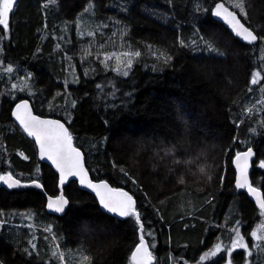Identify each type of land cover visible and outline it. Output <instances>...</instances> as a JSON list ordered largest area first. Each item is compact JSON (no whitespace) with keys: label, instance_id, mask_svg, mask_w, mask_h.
I'll list each match as a JSON object with an SVG mask.
<instances>
[{"label":"trees","instance_id":"obj_1","mask_svg":"<svg viewBox=\"0 0 264 264\" xmlns=\"http://www.w3.org/2000/svg\"><path fill=\"white\" fill-rule=\"evenodd\" d=\"M215 1L14 0L9 32H16L15 48L4 40L6 51L11 52L4 58L12 66L24 64L33 85L10 100L7 74L0 70L5 91L0 94V175L20 180L17 171L28 174L29 182H38L42 190L36 185L1 187L0 212L47 215L49 219L41 223L53 226L62 246L89 257L90 264H130L131 251L139 242V226L133 217L116 219L103 213L96 199L76 181L63 187L68 199L64 214L46 213L44 195L57 196V175L37 159L34 143L10 115L14 104L26 98L35 114L66 125L74 146L85 156L92 180H105L132 195L141 223L151 233L145 240L156 244L152 264H168L171 253L173 264L196 261L207 246L231 237L221 228L224 221L233 226L242 217L246 225L251 223L254 205L234 186L232 159L250 131L261 132L253 143L257 156L264 155V111L259 112L260 126L252 115L260 92L251 83L257 69L262 68L264 74V59L259 58L264 49V0H243L246 16L236 8L242 22L258 37L256 43L239 42L213 18ZM224 1L229 6L234 3ZM79 19L89 27L106 22V33H93V39L77 36ZM41 28L47 37L38 49ZM120 30L125 31L124 45L147 48L135 63L131 60V67L124 70L126 76L107 66L98 70L99 61L92 56L106 64V51L86 52L110 33L114 42L119 41ZM199 36L201 41H192ZM56 45L79 72L75 85L63 86L62 66L51 61ZM209 45L216 51H209ZM55 103H68V107ZM6 160L9 168L4 166ZM250 181L264 199V173H251ZM190 204L191 212L170 220L180 205ZM178 219L193 222V227L172 233V223ZM20 233L26 240L27 231ZM24 239L0 236V264H37L21 245ZM184 244H188L186 253L178 248ZM257 253L252 264H264L263 251ZM243 255L237 251L230 260L249 264Z\"/></svg>","mask_w":264,"mask_h":264},{"label":"rangeland","instance_id":"obj_2","mask_svg":"<svg viewBox=\"0 0 264 264\" xmlns=\"http://www.w3.org/2000/svg\"><path fill=\"white\" fill-rule=\"evenodd\" d=\"M48 1H52V0H48ZM223 2L229 9L233 10L234 12L238 14L239 17H241L237 9H233L232 6H229L224 0ZM16 4L17 3H14L13 8H15ZM43 9H44V6H43ZM12 10L10 11L9 19L11 17ZM105 25H106V22L102 24L99 23V24L89 27L81 19H79L77 26H75L76 35L79 37H88V38L93 39V33H97V34L106 33L107 28L104 27ZM195 29H197V27H195ZM124 32H125L124 30H120V35H122V38L119 41L114 42L112 33H110L109 35L106 36L105 39L102 40V42H100V44L97 47L86 51L87 53L92 52V50L94 49H96L98 53H103L106 51V55H104V58L106 56L111 57L110 59H107V60L105 59L106 60V64H105L98 58V56L94 54L92 56V59L96 58V60L99 61V64L97 66L98 70L101 68H104V66H107V67H110L112 71L116 72L117 74L123 75L124 70H128L129 68L127 67L128 60L131 59L135 63L136 60L142 56V52H144L147 49L143 46L133 47L130 44L124 45V39H123ZM15 33L16 32L15 31L12 32V30L9 32V29L7 31H4L2 26H0V50H2L3 52L2 55L0 54V70H2L4 73L7 74L6 77L8 78V82H9L8 88L10 91L8 98L10 100H13L17 97L16 92L22 89H25L27 86L33 85V82H30L32 74L29 70L26 69L24 64H21L23 65L22 67L12 66L13 64L9 63L4 58L5 56H8L7 58H9L11 55V52L6 51L5 46H4L5 44L3 43V41L4 40L10 41L12 43V46L15 48L14 46L15 44H13ZM37 33H38V40H37L36 47L39 49L40 48L39 43L40 41L45 40V38L47 37V33L45 31V28L43 29L41 28ZM197 33L199 35L198 31ZM12 34H13V38H12ZM197 40L201 41L202 39L199 36V37H196V39H193L192 41H197ZM111 45H113L112 46L113 48L108 49L111 47ZM263 46H264V43L261 44V48ZM88 48H91V47H88ZM112 50L113 52H109ZM53 51L56 53L53 54L51 61L53 64L62 66L60 79L62 81V84H64L63 86L75 85L79 79V72L75 68V66L72 64L71 58L68 56L67 53H65L62 49H60L59 45H56ZM135 52H139L140 55L139 56L120 55L122 53H135ZM151 53L153 54L152 51ZM112 54L120 55L119 64L117 62L116 56ZM160 54L161 56H164L163 53H160ZM147 56H150V55H147ZM259 58H261L262 60L264 59V49L261 52H259ZM92 59L90 60V62H93ZM142 62H144V65L148 67L150 70L154 69L153 65H151L149 62L147 61H142ZM9 67L13 69L12 72L7 71ZM117 67H119V72L114 70ZM254 73H259V76L257 77L256 91L260 93H258L259 95L258 94L256 95L257 99L254 102V105L256 106L254 108V113L252 115L254 117H257L256 120L261 124V113L259 115V112L263 111L264 109V92L261 91L262 84H263L261 80L264 79V74H263L262 68L257 69ZM13 85H15V87H13ZM4 92L5 91H4L3 85L0 84V94L4 95ZM27 93H29V91H27ZM56 105L62 106V107H68V103H62V104L57 103ZM250 110L251 108L246 111V114L248 113L251 114L252 111L250 112ZM250 135H253L254 137L250 139L249 138ZM258 137H259L258 134L256 133L252 134V131H250L248 132L247 138L241 141V145L244 146L246 144H249L257 140ZM4 166L9 168L11 164L8 163V160H6ZM16 173H18L17 174L18 178L22 180L23 182H29V180L31 179V176L28 174L21 173L19 171H17ZM257 210L255 214L260 217V220L252 226V228L250 229V232L252 233L254 230H256L257 236L262 237V238L258 239L251 235L250 239H246L243 235H241L244 238L243 242L247 245V248H237V251H239V253L242 252V254H244L243 260L248 261L249 264H252L253 259L258 258L259 256L257 253L258 249H260L264 253V230L261 229V225L264 224V215H261V211L260 210L257 211ZM191 211H192L191 204L190 206L180 205L176 209L174 215L170 216V220H173L178 217H182ZM187 218H190V216H188ZM43 219L47 221L49 218L45 214L44 215L43 214L34 215L33 212H17V211L0 212V236L6 240H11V239L19 240L20 238L22 240L24 238L21 237L20 232L27 231V234H28L27 239L26 240L24 239L21 245L27 247L25 252L28 253L29 256L35 259L34 261H32V263H37V264H40V263L41 264H84V261L82 260L84 256L79 251H76L75 249H71L70 251L65 246H62V243H61L62 239L59 237V235L53 232V228H52L53 226L42 224L41 222L44 221ZM225 223H226L225 221L222 223L221 228L225 231H228L231 234V237L227 238L225 241H219L216 243V244H219L220 248L221 249L223 248L224 251H225V247L228 245H232V240L237 238L236 233H235L236 232L235 227L227 226ZM172 224L173 225L175 224L173 226L172 233H176V231L180 228L188 230V228L193 227L194 223L188 222V221L180 223V219H178V220H175ZM213 227H217V226H213ZM150 236H151V233L149 231H145V238L147 239V237L149 238ZM201 243L203 244V240L201 241ZM150 244L154 245V242L150 241ZM155 248H156V244L154 248L150 247V251L154 253ZM178 248H181L182 252L184 251V253H186L188 244H184L182 247H178ZM214 249H215V244L213 242L212 244L207 246V248L201 254H199V256H197L196 261H187V263L188 264H233L230 260L231 258L228 259V262H225V260H221L219 262L218 253L214 257L211 256L210 251ZM53 252L56 253L55 256L53 255ZM206 253H208V255L205 257V259H201V257L205 256ZM61 254L63 257L62 259H61ZM172 255L173 254L171 253L167 257V262L170 264H173V260L171 261ZM175 258L177 257L175 256ZM245 261H242V262L244 263ZM174 264H177V263L175 262Z\"/></svg>","mask_w":264,"mask_h":264},{"label":"snow or ice","instance_id":"obj_3","mask_svg":"<svg viewBox=\"0 0 264 264\" xmlns=\"http://www.w3.org/2000/svg\"><path fill=\"white\" fill-rule=\"evenodd\" d=\"M14 7V0H0V26H2L4 31L9 29V14ZM233 9H240V13L246 16V11L244 8L243 0H234L232 4ZM223 13L224 18L231 25L233 31L245 41L249 43L256 41L258 38L250 31L247 27L241 24L240 20L234 11H229L225 7L224 3H217L215 5V10L213 14L217 17L221 16ZM209 51H216L211 45H209ZM116 56L117 62L119 64L120 55L123 56H139V52L135 53H122L120 55L112 54ZM110 56H106L105 59H110ZM170 59V58H169ZM131 59L128 60L127 67H131ZM119 72V67L114 69ZM8 72H12L13 69L9 67ZM125 76L128 75L127 71L123 73ZM259 73L253 74L252 84L257 83V77ZM15 87V85H13ZM13 115L20 124L23 126L24 131L32 137H35L36 142L40 145L41 155H47L48 159L52 160L53 164L56 165L57 169L61 173V182H63L66 176H77L79 175L82 184L85 183L87 179V173L84 171L82 165L81 154L77 148L73 147L72 136L68 130L59 121L55 120H43L37 116L31 114L28 110V105L26 102H22L16 105V111ZM252 155L251 149L247 152L237 153L235 162L237 168L240 170V175L237 177V187L244 188L247 186V161ZM244 162V167H241V162ZM260 167L264 168V162H261ZM203 171V168H201ZM0 181L8 184L9 187H14L19 185V181L13 179L12 175H0ZM183 180L181 179V183ZM39 187V185H36ZM87 186L93 188L96 195L99 197L100 204L108 212L114 213L119 217H133L136 224L139 226V243L131 251L130 264H152L153 253L150 251V247H155V245L150 244V242L145 240V229L144 225L141 223V218L139 213L136 211L135 202L133 198L126 192L117 191L108 187L104 182L99 184H93L91 181L87 182ZM248 191L257 197V203L261 209V215H264V199L259 198V193L256 188L248 186ZM67 201L63 196L58 197L56 200H49L48 207L54 209L56 212H62L64 210V205ZM261 229L264 230V224L261 225ZM251 235L256 238H262L257 236V231L254 230ZM236 239L232 240V248L225 249L231 254V251L235 248H247V245L243 242V237L240 235L239 230L236 231ZM221 251L220 245L216 244L215 249L210 251L211 256H216L217 253ZM55 256L56 253L53 252ZM202 256L201 259H205ZM61 254V259H62ZM83 261H87L90 264V258L84 256Z\"/></svg>","mask_w":264,"mask_h":264},{"label":"water","instance_id":"obj_4","mask_svg":"<svg viewBox=\"0 0 264 264\" xmlns=\"http://www.w3.org/2000/svg\"><path fill=\"white\" fill-rule=\"evenodd\" d=\"M217 3H223V2L218 1V2H216V3L213 5V7H212V15H213V17H214L219 23H221V24H222V25H223V26H224V27H225V28H226V29H227V30H228V31H229V32H230L235 38H237L239 42H241V43H247L248 41H245L242 37L238 36V35L233 31L231 25H230V24L227 22V20L224 18L223 13H222V15L219 16V17H217V16H215V15L213 14V12H214V10H215V5H216ZM225 7H226V6H225ZM228 9H229V8H228ZM229 11H231V10L229 9ZM237 18L240 20L241 24H243L245 27H247V26L242 22V20L240 19V17H239L238 15H237ZM247 28H248V27H247ZM248 29H249V28H248ZM249 30H250V29H249ZM250 31H251V30H250ZM253 34H254V32H253ZM254 35H255V34H254ZM255 36H256V35H255ZM257 38H258V37H257ZM257 41H258V39H257L256 41H254V43H256ZM22 102H26V103H27V105H28V110L31 111V114H32V115L37 116V117H39L40 119H43V120H52V119H51V118H47V117H43V116H38V115L34 114L33 111H32V109H31V107H30V104H29L28 101H19V102L16 103V104L13 106V108H12V116H13V118L15 119V121L17 122V124L19 125V127L22 129V131H23V132H24V133H25V134L31 139V141L34 143L35 148H36V154H37V156H38V159H39L42 163L47 164L48 166H50V167L54 170V172L56 173V175H57V177H58V185H57L58 195H57V196H53V197L48 196V195H44V197H45V201H46V204H45V211H46V213L49 214V215H54V216H59V215L64 214V212H65V210H66V207H67V205H68V199L63 195V190H62V188H63V187L69 182V181H71V180H75V181L77 182V184H78V186H79V188H80L81 190H84V191H86V192L92 194L93 196H95V198H96L97 201H98L99 208H100V210H101L103 213H105V214H109V215L114 216V217L119 218V219H120V218H124V217H119L118 215H116V214H114V213H110V212H108L105 208H103V206L100 204L99 197L96 195V192L93 190V188L87 186V182H88V181H91L93 184H99V183H101V182H99V181H94V180L91 179V177H90V175H89V173H88V171H87V169H86V167H85V158H84L82 152H81L79 149H78V151H79L80 154H81L82 165H83L84 171L87 173V179H86L85 183H84V184L81 183L79 175H77V176H66V177L64 178L63 182H61V173H60V171L57 169L56 165L53 164L52 160L48 159L47 155H44V156L41 155L40 145L36 142L35 137L29 136V135L24 131L23 126L20 124V121L17 120L16 117L13 115V112L16 111V105H17V104H20V103H22ZM55 121H56V120H55ZM59 122H60L61 124H63L61 121H59ZM63 125H64V124H63ZM64 127L66 128L65 125H64ZM66 129H67V128H66ZM72 143H73V141H72ZM73 147H75V146L73 145ZM75 148H76V147H75ZM249 149H251V152H252V148H248V149H247L246 151H244V152H247ZM242 153H243V152H242ZM235 158H236V157H235ZM235 158H234V160H233V166H234V170H235V172H236V177H235V186H236V185H237V177L240 175V170H239V169L237 168V166H236ZM251 158H252V155L248 158V161H247V186L244 187V188H238L237 186H236V187H237L238 189H245V191L247 192V194L249 195V197L251 198V200L255 203L256 206L259 207V205H258V203H257V197L254 196V195H252V194L248 191V186L254 187V186L251 184V181H250V178H249V171H250V162H251ZM241 167H244V162H243V161L241 162ZM5 175H9V174H5ZM10 175H11V174H10ZM12 177H13V176H12ZM13 179L17 180V179L14 178V177H13ZM18 181H19V180H18ZM19 182H20V181H19ZM104 183H106V184L108 185L109 188L114 189V190H117V191H121V192H126V193H128L129 196L132 197V195H131L129 192H127L126 190H124V189H120V188L112 187V186H110L107 182H104ZM38 185H39V184H38ZM23 186H27V184H24V183L20 182L19 185H17V186L9 187L8 184L4 183L3 181H0V187L4 188V189H6V190L16 189V188H20V187H23ZM39 188H40V185H39ZM254 188H256V187H254ZM256 189H257V191H258V193H259V198L262 199L261 192L259 191L258 188H256ZM41 190H42V189H41ZM43 194H44V193H43ZM61 196H63V198L67 201V204L64 205V210H63L62 212H56L54 209H50V208L48 207L49 200H50V199H51V200H56L58 197H61ZM132 198H133V197H132ZM133 201L135 202L134 198H133ZM259 208H260V207H259ZM139 235H140V232H139Z\"/></svg>","mask_w":264,"mask_h":264},{"label":"flooded vegetation","instance_id":"obj_5","mask_svg":"<svg viewBox=\"0 0 264 264\" xmlns=\"http://www.w3.org/2000/svg\"><path fill=\"white\" fill-rule=\"evenodd\" d=\"M264 111V109H263ZM262 125V122L260 124V126ZM258 127V126H257ZM258 136L260 137L261 136V132H258L257 133ZM254 142H258L257 140H255ZM248 148H252V158H251V162H250V172H249V178H250V174L251 173H255V174H263L264 173V168L260 167V164L261 162H264V160L262 159L263 158V154L260 155V157L257 156L256 154V151H255V145L253 142L249 143V144H246L244 146L241 145L240 143V148L238 150L237 153H240L242 151H245L247 150ZM260 179V177H259ZM254 187L256 188H259L257 186H255L254 184H252ZM260 189V188H259ZM238 190V189H237ZM239 191H243V190H239ZM251 203L254 205V203L251 201ZM253 207V212H256L257 211H261V209L257 208L255 205L252 206ZM242 217H240V219L238 221H236L234 224H233V227H235L236 231L239 230L240 232V235L243 234V236L246 238V239H250L251 238V232H250V229L252 228V226L256 223L254 222L258 216L255 214V218L251 221V223H249L248 225H246V221L241 219ZM260 220V219H259ZM248 226H251L250 229H248ZM236 233V232H235ZM234 233V235H235ZM221 234L218 233L216 235V237H219ZM232 248V245H228L225 247V249H231ZM237 252V248H235L234 250L231 251V254H229L228 251H224V249L222 248L221 251L218 253L219 255H221L222 259L225 260V262H228V259L231 258L233 255H235V253ZM170 264V263H168Z\"/></svg>","mask_w":264,"mask_h":264},{"label":"bare ground","instance_id":"obj_6","mask_svg":"<svg viewBox=\"0 0 264 264\" xmlns=\"http://www.w3.org/2000/svg\"><path fill=\"white\" fill-rule=\"evenodd\" d=\"M218 1H221V0H218ZM218 1H215L214 3H213V5L216 3V2H218ZM221 2H223V1H221ZM224 3V2H223ZM225 5V4H224ZM226 6V5H225ZM213 7V6H212ZM227 7V6H226ZM228 8V7H227ZM231 10V9H230ZM231 11H233V10H231ZM236 13V12H235ZM211 14H212V9H211ZM236 15H238L237 13H236ZM213 16V15H212ZM214 18V17H213ZM215 19V18H214ZM216 20V19H215ZM217 21V20H216ZM218 22V21H217ZM219 23V22H218ZM221 24V23H220ZM222 25V24H221ZM223 26V25H222ZM224 27V26H223ZM225 28V27H224ZM226 29V28H225ZM227 30V29H226ZM251 30V29H250ZM228 31V30H227ZM252 31V30H251ZM229 32V31H228ZM253 32V31H252ZM230 33V32H229ZM231 34V33H230ZM232 35V34H231ZM258 42V41H257ZM252 43H254V42H252ZM19 101H28L29 102V104H30V107H31V109H32V111H33V107H32V104H31V102L28 100V99H22V100H19ZM18 101V102H19ZM18 102H16V103H18ZM15 103V104H16ZM14 104V105H15ZM33 113H34V111H33ZM35 114V113H34ZM10 115H11V119H12V121L14 122V124L20 129V131L28 138V139H30L23 131H22V129L19 127V125L17 124V122L15 121V119L13 118V116H12V110H11V112H10ZM37 115V114H36ZM47 118H51L52 120H56V121H61L60 119H57V118H52V117H47ZM62 122V121H61ZM63 123V122H62ZM64 124V123H63ZM65 125V124H64ZM66 126V125H65ZM67 128V127H66ZM68 130V129H67ZM31 140V139H30ZM74 145V144H73ZM77 148V147H76ZM78 149V148H77ZM80 150V149H79ZM81 151V150H80ZM246 151V150H245ZM82 152V151H81ZM242 152H244V151H242ZM242 152H240V153H242ZM83 154V153H82ZM37 155V154H36ZM237 155V154H236ZM236 155L233 157V159H232V166H233V160H234V158L236 157ZM83 156H84V154H83ZM84 158H85V156H84ZM37 159H38V156H37ZM39 160V159H38ZM40 161V160H39ZM41 162V161H40ZM42 163V162H41ZM44 164V163H43ZM47 165V164H46ZM50 167V166H49ZM85 167H86V159H85ZM51 168V167H50ZM52 169V168H51ZM87 169V168H86ZM233 169H234V166H233ZM53 170V169H52ZM54 171V170H53ZM235 171V170H234ZM250 172V171H249ZM56 174V173H55ZM3 175H5V174H3ZM235 177H236V172H235V176H234V186H235ZM20 181V180H19ZM71 181H75V180H71ZM71 181H69V182H71ZM99 182H107V181H105V180H98ZM20 182H22V181H20ZM68 182V183H69ZM22 183H24V184H27V186H29V185H37V184H39L38 182H36V181H33V182H22ZM67 183V184H68ZM108 183V182H107ZM109 184V183H108ZM40 185V184H39ZM57 185H58V177H57ZM110 185V184H109ZM111 186V185H110ZM1 188V187H0ZM235 188L236 189H238L236 186H235ZM42 189V187H41V185H40V190ZM259 189V188H258ZM62 190H63V188H62ZM238 190H243L245 193H246V195L248 196V198H249V200L250 201H252L251 200V198L249 197V195L247 194V192L245 191V189H238ZM84 191V190H83ZM259 191L261 192V195H262V191L259 189ZM86 192V191H85ZM88 193V192H87ZM90 194V193H89ZM58 195V194H57ZM64 195V194H63ZM90 195H92V194H90ZM93 196V195H92ZM94 198H95V196H93ZM96 199V198H95ZM262 199H263V196H262ZM96 201H97V199H96ZM253 202V201H252ZM97 203H98V201H97ZM254 203V202H253ZM45 204H46V201H45ZM99 205V204H98ZM254 205H255V203H254ZM256 206V205H255ZM257 208H259L258 206H256ZM260 209V208H259ZM49 215V214H48ZM63 215V214H62ZM107 215H109V214H107ZM50 216H54V215H50ZM111 216V215H110ZM112 217H114V216H112ZM114 218H116V217H114ZM125 218V217H124ZM116 219H119V218H116ZM120 219H123V218H120ZM139 243V242H138ZM134 250V249H133ZM153 262V261H152Z\"/></svg>","mask_w":264,"mask_h":264}]
</instances>
